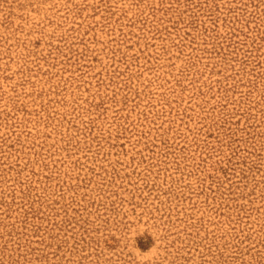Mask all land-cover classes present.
Wrapping results in <instances>:
<instances>
[{
    "label": "rangeland",
    "instance_id": "rangeland-1",
    "mask_svg": "<svg viewBox=\"0 0 264 264\" xmlns=\"http://www.w3.org/2000/svg\"><path fill=\"white\" fill-rule=\"evenodd\" d=\"M0 264H264V0H0Z\"/></svg>",
    "mask_w": 264,
    "mask_h": 264
}]
</instances>
